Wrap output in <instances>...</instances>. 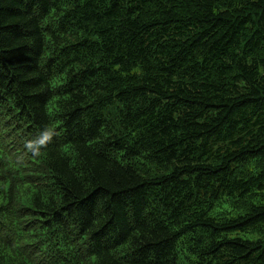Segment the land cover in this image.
Segmentation results:
<instances>
[{"label": "trees", "instance_id": "16d2710c", "mask_svg": "<svg viewBox=\"0 0 264 264\" xmlns=\"http://www.w3.org/2000/svg\"><path fill=\"white\" fill-rule=\"evenodd\" d=\"M0 264H264V0H0Z\"/></svg>", "mask_w": 264, "mask_h": 264}, {"label": "rangeland", "instance_id": "374dc122", "mask_svg": "<svg viewBox=\"0 0 264 264\" xmlns=\"http://www.w3.org/2000/svg\"><path fill=\"white\" fill-rule=\"evenodd\" d=\"M222 212H227V213H230L231 216H235L236 213L233 212L229 206L228 203H221L213 212H212V216H215V215H218L219 213H222ZM235 235H238L240 238L242 239H248L249 237L244 235V234H241V233H234L233 234V237H235Z\"/></svg>", "mask_w": 264, "mask_h": 264}, {"label": "bare ground", "instance_id": "6f19581e", "mask_svg": "<svg viewBox=\"0 0 264 264\" xmlns=\"http://www.w3.org/2000/svg\"><path fill=\"white\" fill-rule=\"evenodd\" d=\"M12 158V157H11Z\"/></svg>", "mask_w": 264, "mask_h": 264}]
</instances>
